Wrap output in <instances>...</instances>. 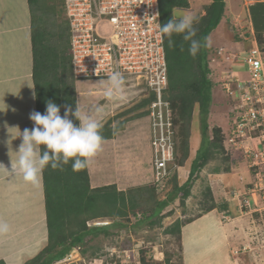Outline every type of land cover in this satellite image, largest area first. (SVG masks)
Returning a JSON list of instances; mask_svg holds the SVG:
<instances>
[{"label":"crops","instance_id":"obj_1","mask_svg":"<svg viewBox=\"0 0 264 264\" xmlns=\"http://www.w3.org/2000/svg\"><path fill=\"white\" fill-rule=\"evenodd\" d=\"M208 1L207 4L212 0ZM259 1L264 0H250V5ZM62 4L63 0L59 6ZM33 27L34 12L28 0H0V108L7 107L0 111V164L9 170L0 168V226H6L0 227V260L6 264H24L36 256L48 241L43 175L42 182L33 185L25 182L21 175L12 173L7 144L10 136L8 128L18 127L21 131L31 129L33 121L29 119V114L37 111L36 93L33 98ZM73 82L81 115L87 114L102 124L111 120L112 128L119 125L112 137L103 139L101 150L88 164L91 186L115 184L119 190L128 191L152 185L154 153L148 111L145 109L135 116L130 106H126L132 102V106L136 104L138 109L144 108L137 104L148 97V90L144 91L145 85L133 77H125L123 91L118 97L108 99L103 95L102 87L107 79H75ZM121 112H127L121 114V119L128 118V121L116 125L114 120ZM142 116L144 122L132 120ZM9 131L16 134L18 130L10 128ZM20 143L19 137L12 140L11 148L17 150ZM199 144L198 135L193 130L190 159L195 158ZM11 155L15 160L16 154ZM239 161L232 158L230 171L220 170L212 174L209 185L218 207L199 214L182 227L180 264H255L256 261L245 262L241 257L243 252L236 254L230 241V235L235 236L244 231L237 230L235 223L242 222L244 215L250 213L239 209L238 199L234 198L233 192L252 200L250 189L253 171L247 160L241 165ZM236 166L242 167L243 173H248L247 176L239 175L238 181L232 176ZM216 184L220 185L218 190L221 194L214 190ZM33 190L36 191V203H32ZM261 200L263 198L259 197L257 203L264 207ZM261 205L260 211L264 209ZM232 209L238 213H233ZM224 213L229 215L228 220L224 218ZM220 218L224 219L222 221L226 225ZM244 224L249 227L247 223ZM242 234L246 240L249 239L247 232ZM244 244L249 243L245 241ZM259 263L264 264V259L260 258Z\"/></svg>","mask_w":264,"mask_h":264},{"label":"trees","instance_id":"obj_2","mask_svg":"<svg viewBox=\"0 0 264 264\" xmlns=\"http://www.w3.org/2000/svg\"><path fill=\"white\" fill-rule=\"evenodd\" d=\"M28 1L34 12L32 47L37 111L43 114L46 101L52 100L60 106L63 116L65 106H70L73 111L77 106L74 82L69 81V76H73V73L68 28L58 25L56 19L51 17L54 14L56 18V14H60L57 6L50 4L44 6L42 0ZM226 3L227 0H212L205 7V14L194 25L197 29L194 38L202 45L205 38L210 41L211 33L222 23L227 9ZM189 5V0H159L162 26L170 19L176 18L174 14L176 8H188ZM258 7L257 17L254 9ZM249 10L254 31L258 36L256 38L260 44H264V22L263 24L258 22L259 18L264 21V1L250 5ZM172 40L173 46H169L168 37L164 35L168 65L166 98L170 100L173 110L175 160L179 166L184 165L190 155V137L196 106L201 123V144L191 163L187 179L179 183V171L178 173L176 171L167 181L168 185L171 184V188L163 199H158L157 194L160 190L154 183L128 191L119 190L115 184L92 187L88 166L74 171L70 161L62 169L46 168L42 175L48 241L36 256L24 264L55 263L74 247L85 244L87 236L110 234L111 228L126 226L130 219L140 215L139 208L143 207L145 202L154 203L148 207V215L143 219L150 220L151 225L159 224L163 218L173 213V209L167 211L165 209L176 200L178 205L186 206L195 181L200 177L202 169L211 161L222 159L226 163L223 168H215V172L230 171L231 157L224 144L223 130L220 126L210 128L208 121L214 85L210 78L211 60L214 51L224 46L215 45L213 49L211 45L202 46L193 57L188 52L190 42L185 41L182 35L173 34ZM154 98L155 95L150 94L137 106L149 105ZM70 118L74 123L79 124L75 117ZM118 127L119 125L112 128L111 120L103 124L101 130L103 139L112 137ZM203 197L202 213L218 207L210 186H206ZM198 216L199 214L185 220L178 218L165 229V232L181 237L182 227ZM155 217H158V220L153 219ZM97 218H109L112 222L100 226H88L89 220ZM138 220L140 221L141 218ZM0 264L6 263L0 260Z\"/></svg>","mask_w":264,"mask_h":264},{"label":"built area","instance_id":"obj_3","mask_svg":"<svg viewBox=\"0 0 264 264\" xmlns=\"http://www.w3.org/2000/svg\"><path fill=\"white\" fill-rule=\"evenodd\" d=\"M61 6L75 79H107L118 71L124 78L133 77L145 85L148 96L155 95L147 111L154 149L153 183L163 191L175 173L172 164L176 145L173 110L166 98L168 65L164 35L160 32L159 0H63ZM249 43L247 55L241 57L247 64L249 78L242 79L231 68L222 83L232 105L231 126L223 135L226 149L241 150L253 171L252 200L238 192H233V196L241 211L254 212L260 211L258 197L264 199V47L256 36ZM218 53L225 55L227 49L221 47ZM224 218L228 220L229 215L224 213ZM100 221L89 220L87 224L103 225ZM80 249L81 246L74 247L53 264H71L80 255ZM252 250L249 243L235 253Z\"/></svg>","mask_w":264,"mask_h":264},{"label":"rangeland","instance_id":"obj_4","mask_svg":"<svg viewBox=\"0 0 264 264\" xmlns=\"http://www.w3.org/2000/svg\"><path fill=\"white\" fill-rule=\"evenodd\" d=\"M60 1L61 0H42V4L44 3V6L48 4H50L51 6H57L58 9L61 10L60 14H56V18L54 14L51 17L54 20L56 19V23L58 25L67 27L66 17L63 8L62 6H59ZM189 1L190 5L187 9L176 8V10L174 11L176 18H180L186 14H192L196 16L199 20V18L205 14V7L207 6V2L209 1ZM226 4L227 9L222 23L215 30H213L212 34L210 35V45L212 49L215 45H220L218 43H222L225 48V51L227 49V53L225 55H221L218 53L219 49L216 52L213 50L214 57L211 60L212 72L210 74V78L213 80L214 83L213 101L208 119L210 128H212L213 126H220L223 132H228L230 129L232 118V105L230 103L231 97L226 93L222 83L226 80V76L231 73L228 71L231 68L232 70H236L238 72V76L242 79L247 80L249 78V72H247V64H245L244 59H242L241 57L247 55L246 50L250 46V43H248L249 39L253 36H256L258 38L256 32L254 31L250 15V0H230V2H227ZM258 9L259 7L254 9L256 11L257 17L259 15ZM51 17L49 18L50 20L52 19ZM258 22L259 24H263L264 21L263 19L259 18ZM263 45L264 44H262L261 46ZM232 53L236 54L239 59L237 57H234V55L232 56ZM228 56H230L231 58H229ZM74 79L75 78L72 75L69 76L70 82L74 81ZM131 104L133 103L131 102L129 105L126 106H130V110L135 116H138V113L142 112L145 109H148L149 107L148 105H146V107L143 106L144 108H142L141 110L135 107L136 104L133 106ZM194 112L195 113L192 122L191 134L194 130V132L198 135L199 143L201 144V123L197 106ZM126 113L127 112H121L118 116H116L114 120L116 125L121 123H127L128 118L124 119L123 121L121 119L122 115ZM130 113L128 114L129 116ZM147 116L149 117L150 121L149 114ZM143 117L144 116L139 118L135 117L132 120H139V122H144L145 120L143 119ZM228 152H230L231 159L234 158V160L236 161L240 160L239 165L244 164L247 160L243 155L242 151L239 149L229 147ZM191 161L193 160L190 159L189 155V158L187 159L184 165L179 166L176 163V160L174 161V164H172L174 172L177 171L178 173V169L181 170V173H179L178 177L179 183L185 180L187 173L190 169ZM225 165L226 163L222 159L213 160L208 165H206L200 172V177L195 181L193 185V193L187 199L186 206L178 205V201L176 200L174 203H172L165 209V211L173 209V213L170 216H166L165 218H163L159 224L157 223L155 225H151L149 223L150 220H144L145 217L148 215V207H151L154 203L153 201L151 203L145 202L143 204V207L139 208L140 215H138L137 217H133L132 220L130 219L131 222L129 221L127 225L123 228H111L110 234L100 233L96 236H87L85 238V244L81 245L80 255H77L78 257H76L71 264H180L181 237L176 234H168L165 232V229L178 218L185 220L193 218L196 215L202 213V210L204 208L203 191L205 190L206 186H210L209 181L210 178L213 177L212 174L214 173V169L217 167L223 168ZM244 173L242 167L236 166L234 168V171L232 172V176L235 180L238 181L239 175L242 174L247 176L248 173ZM219 186L220 185L216 184V186H214V190L221 194L218 190ZM170 188L171 184H169L163 191L157 194V198L163 199ZM32 193L34 194V196L32 197V203H36V191L33 190ZM263 200L261 201L264 203ZM261 207L264 208L263 205H261ZM232 212L235 214L238 213L237 210L234 209H232ZM140 218L141 220L139 221L138 219ZM153 219L158 220V217H155ZM94 220H105L100 221L101 224H109L112 222L109 221L111 220L109 218H97ZM222 220L224 219L220 218V221L224 225H226V222ZM244 222L247 223L249 227H245ZM235 224H237L235 225V228L237 230H244L243 232H247L249 234V239L246 240L244 238V235L242 234L243 232L235 236L230 235V241L233 244L232 250L235 251L234 247L241 249L244 245V242L248 241V243H250L254 247V250L245 251V253L243 252L244 254L242 253V255H240L245 262L256 261L255 264L259 263L260 258L264 259V209L255 213L250 212L247 216L245 214L243 221L236 222ZM96 226L100 225L97 224ZM233 251L232 254H234ZM142 258L144 260H142Z\"/></svg>","mask_w":264,"mask_h":264},{"label":"clouds","instance_id":"obj_5","mask_svg":"<svg viewBox=\"0 0 264 264\" xmlns=\"http://www.w3.org/2000/svg\"><path fill=\"white\" fill-rule=\"evenodd\" d=\"M158 15V13L155 15L156 18ZM197 22L196 16L186 14L180 18L170 19L163 26L160 25V32L168 37L169 46H173V34L182 35L185 41L190 42L189 54L195 57L202 46H210L208 38H205L203 45L194 38L197 32L194 25ZM123 85V75L113 71L107 76V83L102 85L103 95L108 99L118 97L123 91ZM33 98H35V92H33ZM6 108H0V111ZM70 117H75L79 124L74 123ZM29 119L33 121L31 129L25 128L21 131L18 127L8 128L10 136L7 141L11 157V172L21 175L25 182L39 185L46 168L62 169L70 161L72 169L79 171L87 167L102 148L103 124L87 114L81 115L78 105L75 111L70 106H65L62 116L60 106L48 100L45 112L42 114L39 111H32ZM10 128L17 129V133L10 132ZM18 137L21 138V143L17 150H13L12 140ZM11 153L16 154L15 160ZM0 168L9 171L3 164H0ZM0 227L6 228V226Z\"/></svg>","mask_w":264,"mask_h":264},{"label":"bare ground","instance_id":"obj_6","mask_svg":"<svg viewBox=\"0 0 264 264\" xmlns=\"http://www.w3.org/2000/svg\"><path fill=\"white\" fill-rule=\"evenodd\" d=\"M230 2V0H228V3ZM23 5V4H22ZM229 7H230V5H229ZM24 12V11H23ZM113 105V104H112Z\"/></svg>","mask_w":264,"mask_h":264}]
</instances>
